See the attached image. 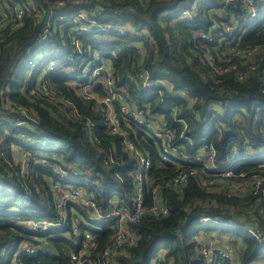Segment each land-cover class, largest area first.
Wrapping results in <instances>:
<instances>
[{
  "label": "trees",
  "instance_id": "trees-1",
  "mask_svg": "<svg viewBox=\"0 0 264 264\" xmlns=\"http://www.w3.org/2000/svg\"><path fill=\"white\" fill-rule=\"evenodd\" d=\"M21 1L0 0V8L8 12L7 7ZM31 1L40 9L38 22L31 13L24 16L19 28L13 29L11 24L0 28V262L77 264L104 250L115 232L111 226L114 221L91 220L74 203L67 204L63 219L56 205L57 192L66 184L76 185L84 196L96 200L104 216L113 191L129 204L136 160L123 149L124 134L151 158L144 179V206L156 202V189L157 200L167 205L168 214L153 218L146 213L138 222L129 223L138 239L117 264H150L160 252H164L159 258L162 264H207L197 251L196 239L211 233L227 238L220 240L237 250L239 264H264V218L257 210L246 220L258 225V236L241 228L238 220L223 229L195 220L203 215L236 219L226 208L245 207L257 199L229 195L228 180L203 187L202 180L213 178H205L200 166L180 168L186 173L181 188L168 185L173 167L160 165L161 148L152 146L140 128L123 120L117 102L112 105L119 134L107 131L100 102L109 91L106 75L90 78V69L82 66L97 60L104 63L114 82L112 88L122 87L135 106L150 101V111L162 115L166 127L174 132V145L188 138L213 148L217 164L228 156L233 144L245 141L254 148L264 146L260 128L264 125V95L259 93V78L236 79L238 71L247 73L255 66L259 73L264 68L263 18L243 23L241 0H199L194 9L197 0ZM59 2L61 5H56ZM188 10L190 16H183ZM232 21H237V27L226 30ZM214 27L226 36L243 32L234 41L237 50L257 47V55H236L230 47L222 48L227 56L207 59L216 42L208 43L206 36ZM121 28L124 34L119 33ZM64 56L76 62H64ZM49 65L54 69L49 70ZM142 75L163 81L159 87L146 90L141 85ZM80 84L86 86L92 99L85 98L77 86ZM251 103H255V112L260 109L257 118L237 110ZM235 110L241 117L232 121ZM176 117L184 121L185 129L174 121ZM217 121L231 132L224 133ZM199 130L209 134L201 143L196 139ZM110 151L120 166L104 163ZM186 151L195 155L192 147L187 146ZM61 170L75 178L60 179ZM263 170L242 169L249 175ZM78 218L84 220L80 231L88 229L96 236L88 259L80 254L82 238L77 240L73 229ZM28 220L48 222L52 229L26 227ZM45 241L54 246L57 255L43 250L26 252V248L36 249ZM218 264L227 262L219 260Z\"/></svg>",
  "mask_w": 264,
  "mask_h": 264
},
{
  "label": "built area",
  "instance_id": "built-area-1",
  "mask_svg": "<svg viewBox=\"0 0 264 264\" xmlns=\"http://www.w3.org/2000/svg\"><path fill=\"white\" fill-rule=\"evenodd\" d=\"M232 1V0H227ZM193 4V9L196 8L197 3ZM243 6H241V11L243 12L241 20L243 23L251 22L258 16L263 18L264 21V0H241ZM56 5H61L57 3ZM9 11H5L4 8H0V28H3L6 24H11L12 28H19L23 25L24 16L31 13L35 14L36 22H38L40 16V9L38 5L31 0H23L18 2L13 7H7ZM262 11V12H261ZM80 14V13H78ZM191 11H186L183 16H190ZM82 16V15H80ZM83 17H81L82 19ZM60 17L58 20H61ZM259 19V18H258ZM226 30L237 27V21H232L226 25ZM214 30H210L209 34L206 36L207 42L212 43L216 42L211 48L214 49V53L207 55V59H212L213 56H227L222 48L228 49L231 48V52L236 55H252V58L257 55V47H253L249 50L240 52L237 50L235 40L242 37V34L236 36L228 35L226 36L221 30L214 27ZM77 29H82L78 27ZM119 29L120 34H124V29ZM40 42V41H39ZM208 51L207 49H205ZM64 62L71 61L75 63L76 60L72 59L69 56L62 57ZM82 66H88L90 69V78H96L100 74L106 75V85L109 88L108 94L100 98V102L104 105V108L101 112L104 114L107 122V131L114 134H119V126L116 122L115 109L113 108V102H117L120 106L121 112L124 116V121L126 123H131L136 127L140 128L144 133V138L149 140V143L152 146L161 148V151L158 152L160 158V165H169L173 167L174 176L167 182L168 185H171L175 189L181 188L186 182V173L183 172L182 167L192 168L195 166H200L203 169L205 178L212 177V180H202L201 185L205 188L214 185L217 181L222 183V180H228V186L230 191L227 193L231 196L234 194L237 197H246L257 199L254 203L250 202L245 207H231L226 208L227 212L231 214L234 213V216H237L236 219L229 220V218H221L220 216H211L203 215L195 219L197 222L209 226L215 227L216 229L230 228L234 226L233 220H238V223L241 228L251 233L254 236L260 235V229L258 225H255V222L246 220V216L251 217L252 213L257 210L258 215L264 218V173L257 172L255 174H248L246 171H242L245 167H254L259 170L264 169V146L254 148L248 144V142H241L240 144H233L231 146L230 153L228 156L219 163L214 162L215 152L213 148H207L203 145H198L191 141L188 138H183L184 143L181 145H174L172 140L174 139V132L170 128L166 127V124L163 120L162 115L154 114L150 111V101L143 102L142 105L135 106L130 102L129 94L122 88L114 89L113 80L110 78V72L107 66L104 63L100 64L99 61H92L87 65L83 64ZM49 70L54 69L53 65L47 67ZM65 72L69 70L64 69ZM259 78V93L264 95V68L258 73L255 66H252L248 69V72L243 71L236 72V79L243 81L249 77ZM162 79L155 78L151 80L148 76L142 75L141 85L144 89L150 90L154 87H159L162 83ZM72 85H75L74 82H70ZM82 89V93L86 99H92L94 96L89 93L85 85H77ZM255 103L246 104L245 107L238 108V112L244 115V112H248L250 117L251 115L255 118L258 117V111L255 112ZM263 108V107H262ZM162 109V106H161ZM237 110L234 111L233 119H239L241 116L237 113ZM263 110V109H261ZM175 122L182 123L183 129H185V123L179 117H176ZM264 123V117L262 118ZM213 124L212 121H210ZM216 126L221 127L222 123L220 121L216 122ZM261 130L264 132V125H262ZM207 130V128H205ZM205 130H199L196 134V139L200 140V143L206 141L207 132ZM92 130H90V133ZM122 143L123 149L136 160V167L132 174V185L134 187L131 193V202L128 204L125 200H119L116 196L118 192L113 191L112 198L109 200V205L107 213L104 216L101 210L97 207L96 200L93 197L84 196L82 192L76 188L74 184H66L62 186V189H59L57 197V208L61 213L62 218L66 217V210L68 203L76 204L84 213L88 214L91 220H102L107 218L108 220H113L111 226L115 229V232L110 237L107 246L102 252L96 254L91 260L82 262V260L77 262V264H117V260L121 256L127 254L129 247L134 245L138 239L137 234L131 230L128 226L129 223L138 222L144 214H148L154 218V216H166L168 214V207L165 204L158 201V192L153 190V197L156 200L150 206H144V197H143V186L144 179L148 175L150 167L152 165L151 158L145 156L142 151L138 150L134 143L129 140L124 134ZM198 137V138H197ZM187 146L192 147L195 155L187 153ZM104 163L115 164L116 161L111 155V151L106 154L104 158ZM116 165L120 166L117 162ZM264 171V170H263ZM72 173H75L74 171ZM208 173V175H207ZM60 179L68 180L71 176L68 175L64 170H61L59 173ZM75 177H71L73 179ZM232 179V181H231ZM149 181V179H148ZM158 199V200H157ZM258 202V207H255V204ZM248 221V223H247ZM84 220L76 219L73 223L74 233L76 234V239L82 238L80 241L81 252L85 259L90 258L92 253V248L95 246L96 236L90 230L81 232L79 226H81ZM39 223V224H37ZM37 225L38 229L42 231H48L52 229V225L48 222L41 221L36 222L33 220H28L25 222V226H35ZM220 238H225L224 236H215L214 233L199 236L196 240L197 251L202 257L206 260L207 264H218L219 260L226 261L227 264H239L236 262L235 257L238 255L237 250L234 247L226 245L225 241L220 240ZM38 248H26V252H37ZM164 252H160L155 258L151 259L150 264H162L160 257L162 258ZM77 260V255L72 256ZM81 259V258H80ZM79 259V260H80ZM15 257L12 258L14 262ZM0 264H3L2 261ZM248 264H258L257 262H250Z\"/></svg>",
  "mask_w": 264,
  "mask_h": 264
},
{
  "label": "water",
  "instance_id": "water-1",
  "mask_svg": "<svg viewBox=\"0 0 264 264\" xmlns=\"http://www.w3.org/2000/svg\"><path fill=\"white\" fill-rule=\"evenodd\" d=\"M230 132H231L230 129L225 130L226 134H228ZM40 250H43V251H45L51 255H57V250L54 248V246L50 242H47V241L42 243L41 247L39 248V251Z\"/></svg>",
  "mask_w": 264,
  "mask_h": 264
},
{
  "label": "rangeland",
  "instance_id": "rangeland-1",
  "mask_svg": "<svg viewBox=\"0 0 264 264\" xmlns=\"http://www.w3.org/2000/svg\"><path fill=\"white\" fill-rule=\"evenodd\" d=\"M221 127H222V130L224 131V133H225L226 129H229V127H227L226 124H224V123H223V125ZM57 193H60V191L57 192Z\"/></svg>",
  "mask_w": 264,
  "mask_h": 264
}]
</instances>
